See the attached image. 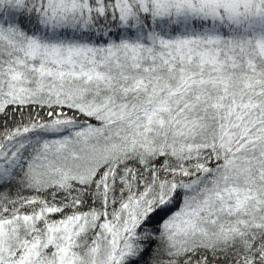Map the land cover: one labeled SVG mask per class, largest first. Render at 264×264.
<instances>
[{
    "label": "snow or ice",
    "instance_id": "obj_1",
    "mask_svg": "<svg viewBox=\"0 0 264 264\" xmlns=\"http://www.w3.org/2000/svg\"><path fill=\"white\" fill-rule=\"evenodd\" d=\"M0 264H264V0H0Z\"/></svg>",
    "mask_w": 264,
    "mask_h": 264
}]
</instances>
